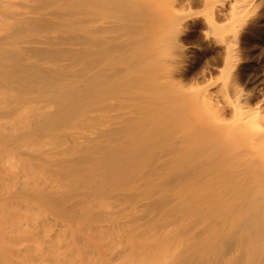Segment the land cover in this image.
<instances>
[{"label": "bare ground", "instance_id": "bare-ground-1", "mask_svg": "<svg viewBox=\"0 0 264 264\" xmlns=\"http://www.w3.org/2000/svg\"><path fill=\"white\" fill-rule=\"evenodd\" d=\"M0 264H264V0H0Z\"/></svg>", "mask_w": 264, "mask_h": 264}]
</instances>
